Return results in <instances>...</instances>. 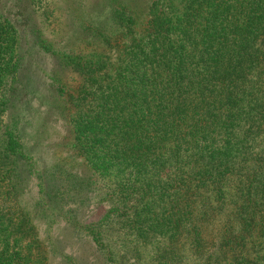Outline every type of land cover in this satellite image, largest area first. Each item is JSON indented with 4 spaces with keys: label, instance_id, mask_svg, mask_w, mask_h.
<instances>
[{
    "label": "trees",
    "instance_id": "obj_1",
    "mask_svg": "<svg viewBox=\"0 0 264 264\" xmlns=\"http://www.w3.org/2000/svg\"><path fill=\"white\" fill-rule=\"evenodd\" d=\"M62 12L70 33L47 28ZM39 54L76 85L52 95L64 135L35 210L93 258L39 237L21 200ZM3 117L0 264H264V0H0Z\"/></svg>",
    "mask_w": 264,
    "mask_h": 264
},
{
    "label": "rangeland",
    "instance_id": "obj_2",
    "mask_svg": "<svg viewBox=\"0 0 264 264\" xmlns=\"http://www.w3.org/2000/svg\"><path fill=\"white\" fill-rule=\"evenodd\" d=\"M4 2H6V0H4ZM95 4L98 3L96 2L93 4L94 13L100 12L101 10ZM64 13L65 12H62L56 15L58 21L52 18L47 21V28L50 27L51 29H54L56 23H63V25L66 26L65 31L69 33L72 32L73 27L71 22L73 20ZM54 58L55 57L50 55L39 54L38 56L33 57L28 65L22 69L21 76H27L28 81H25V83H28L29 87L26 93L18 96V100L20 104H26V108L29 109L28 112L24 113L25 118L23 120L26 121L27 119L25 136L29 140L30 145H34L30 148L34 155L31 156L32 160L29 161L31 168V176L28 179L29 191L24 193L21 200L25 207L29 209L28 212H31L34 216L33 226L39 237L45 239L48 234L46 225H52L49 235L51 236V239L57 238L61 246L64 245V256L70 254L74 255L79 252L83 257H88L90 255L92 257V251L90 252L87 247H81L83 245L81 239H78L77 236L64 229V217L43 218V216H40L39 213L36 212L34 206L37 202L39 193L41 194L40 191H43V193H49L50 171L54 172V167L56 166L54 157H56L57 152L60 151V149L53 146V142H60L62 136L59 133L64 135L63 129L60 128L62 127L61 124H56L54 125L55 128L53 127L54 123H59L62 119L58 117V113L55 112L54 107L56 103H54L52 95H54V93L57 95L59 94V91H57L59 90L57 82L60 80L63 84L70 87H75L76 85L75 82H72L75 75L72 74L71 70L65 68V70L62 71L58 64L59 61L57 62V59ZM68 90L69 89L67 88L65 91L68 92ZM4 120V117L0 118V121H3V123ZM2 125L4 127V124H0L1 132L3 129ZM36 172H40L39 174L42 175L41 180L38 178ZM83 215L85 216L83 219H86L88 213ZM97 215H99V213L93 215L91 219H96L98 217ZM47 261L49 264L66 263L65 260L63 263L62 256L56 254L49 255Z\"/></svg>",
    "mask_w": 264,
    "mask_h": 264
}]
</instances>
